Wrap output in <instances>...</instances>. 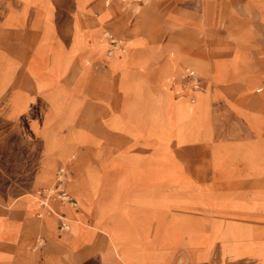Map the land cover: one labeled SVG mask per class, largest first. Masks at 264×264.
I'll return each mask as SVG.
<instances>
[{
    "label": "rangeland",
    "instance_id": "374dc122",
    "mask_svg": "<svg viewBox=\"0 0 264 264\" xmlns=\"http://www.w3.org/2000/svg\"><path fill=\"white\" fill-rule=\"evenodd\" d=\"M110 1L88 0L85 4L86 0H2L0 23H4L5 27H0V83L3 80L10 83L13 78L10 75V70L13 71V69L5 66L8 58L20 57L23 62L25 61V53L29 46L27 42L31 35H34L35 40L40 38L42 42L53 35L62 37L63 41L69 42L66 55L61 45L54 48L44 43H35L34 49L29 51L26 59L28 63L26 73L28 78L35 81L40 97L38 96L34 100L31 95H22L17 104L5 105L3 114L5 119H15L16 129L22 136L28 138L37 133V142L34 145L37 150V164L40 168L36 178L38 184L33 189L35 190L34 194L37 195L39 189H45V194L51 195L50 200L59 201L54 190L56 174L59 169H64V173H69L72 178L68 184L69 190H76L79 185L75 180V175L79 170L78 164L88 165L85 167V175L91 188L93 185H97L99 180L105 179L104 175L107 173L106 171L99 173L94 169L102 165H105L106 169L107 165L111 164L121 169L117 180L119 184H125L126 187L120 188L113 199L107 201L102 209L117 210L119 213L116 221L117 227L134 229L138 226V221L130 219L126 209L119 204L120 197L128 193V187L131 184L136 190L144 188L143 194L139 192L136 197L134 193L130 195L133 197V201L143 199V202L159 209L173 205L188 210L192 209L188 208L191 204L202 203V197L193 198V196L183 194L189 189L187 185L183 184L184 182H180L181 184L178 186L180 194L175 192L174 196H172L173 190H170L171 192L168 194L170 196H167L162 195L158 187L152 186L161 180L181 181L182 177L174 170L177 162L167 149L168 140L174 136L177 127V138L179 135L180 141L192 139V132L188 134L189 129L186 126L187 133H183L181 124L188 120L194 121L193 123L198 129L199 120L194 114L193 107L198 106L200 100L194 103L190 99L186 101L187 108L190 109L185 111L187 118H179L175 114L174 107L168 101L164 104L160 103L159 107L148 111L146 116L161 117L164 121L162 127L166 129V132L161 134L152 132L159 141L157 153L143 156L126 154L121 151L116 154L114 159L109 156L110 141L105 128L114 127L129 135L132 134L134 137L138 132L118 122L109 124L107 120L102 121L106 118L105 114H99L97 106L92 105L91 102H85V105L81 106L82 100H78L76 97L80 78L78 73H82L81 69L89 67L92 68L90 72H94L92 75H101L107 65L109 67L123 65L127 57L125 53H128L129 49L140 46L141 41H152L150 46H156L155 51L159 55L178 56L182 60V65L179 66L180 71L175 79L179 80L180 85L183 83L180 79L184 74V69L192 67L204 82L207 78L206 91L204 93L195 92L189 86L186 89L197 94L199 99L212 92L216 97H224L237 115L238 120L257 136L262 130L259 126L263 123L262 114L253 113L249 110L250 108L243 109L233 104L221 92L218 85L227 84L232 80V75L225 74L226 63L224 61L230 59L229 68L235 71L240 63L241 68H244L239 71L241 74L239 80L248 86L249 93L254 96L251 106L258 107L259 111H264V0H205L208 4V12L198 11L200 13L198 16L206 22V30L199 34L196 42L180 39V34L176 29L161 27L164 25L165 16L176 9L180 0H120L117 4H112ZM184 1L189 4L192 0ZM99 2L101 7H94ZM105 7L112 8V11L109 18L103 22L105 16L101 15V11ZM98 16L100 17L98 18ZM11 27H22L23 31H13L10 29ZM131 29L136 30L132 36H137L141 41L139 39L129 40L131 38L125 36V31ZM104 34H107L105 38ZM150 34L151 36H149ZM91 36H94V46L103 53L108 62L104 60L90 62L87 58H80L81 67H79L75 56L84 46L83 41ZM112 39L116 40V45L121 42L125 52L117 51L116 54L109 56L107 49L108 45L112 46L110 44ZM188 47L204 54L206 51L208 61L201 59L199 55L193 56L194 53H188L193 54L191 55L193 57L187 56L185 49ZM6 50L11 55L6 53L1 58L2 53ZM49 51L53 52V62L50 67L46 60ZM120 55H122L121 58ZM61 63H66L68 66L72 64L64 81L69 85V88H62V91L48 82L51 76H54V79L57 78L55 72L60 71ZM133 64L136 67H142L138 62H133ZM171 64L173 68L176 66L174 61H171ZM226 68L228 67L226 66ZM48 71L53 74L47 75ZM92 78L93 76L90 77V79ZM169 78L170 76L165 79V82L168 83ZM20 83H25L24 79H21ZM89 83L84 92L85 97L91 100L94 95V87L91 81ZM48 87H53L54 91H47L50 95L44 97V91ZM125 90L129 91L130 88L127 87ZM61 94L68 99L66 105L61 101ZM105 111L107 112V107L101 109V112ZM139 117L142 119V116L138 115ZM10 126L13 125H6V122L1 125L0 138L4 133L3 130H5L4 134H9ZM196 137L198 138V131ZM121 145L122 143L113 141L112 151L122 147ZM263 151L264 146L261 142L258 146H249L241 156L249 164H255ZM186 158L188 159V157ZM202 159L204 158H200V162ZM174 190L177 189L174 188ZM25 194L30 197L35 206H38L37 198L33 192L26 191ZM227 205L223 203L220 206L227 207ZM261 205L264 207V201ZM74 206L78 207L76 203ZM11 213L13 214L14 211ZM49 214L46 217L51 216ZM198 217L200 219L196 223L172 217L160 241V251L162 252L165 248L181 246L195 255H191L188 260L187 255L182 251L174 252V254L171 251H166L165 255L157 254V256H163L157 261L155 260L154 264H264V237H262L261 243L254 244L253 237L248 235L246 230L220 235L219 228L215 226L213 230H210L211 233H207L204 230L206 220ZM49 219L42 220V225L45 228H50V224L52 225L51 222H48ZM40 222L41 219L33 216L25 223L24 238L26 243L21 250V257H28L31 260L27 264H122L116 254L108 248L105 237H99L100 239L104 238L102 242H99V245L98 238L94 244L90 243V246L81 247L76 253H73L67 250L68 247L65 248L64 244L69 239V235L68 232H60L61 227L58 226V220L54 221L53 228L49 229L51 233L40 225ZM68 222L70 223V220ZM212 222L209 227L220 223V221L216 223L214 220ZM71 224L66 226V229L74 231V227L78 225ZM108 235L110 240L117 237L114 231L108 232ZM85 236L82 240L89 242L90 238ZM121 238H128L125 241L134 245L139 243V241L137 242L139 238L136 236H122ZM113 243L114 251L126 264H153L152 259L143 256L144 254H125L120 246ZM150 251L147 254L153 257L156 252Z\"/></svg>",
    "mask_w": 264,
    "mask_h": 264
},
{
    "label": "crops",
    "instance_id": "0c3cea01",
    "mask_svg": "<svg viewBox=\"0 0 264 264\" xmlns=\"http://www.w3.org/2000/svg\"><path fill=\"white\" fill-rule=\"evenodd\" d=\"M119 1L111 0L110 2L117 4ZM1 2L2 0H0ZM87 2L88 0H86L85 4ZM179 2L176 9L165 16L163 19L164 25L161 27L176 29L180 34V39L196 42L199 34L206 30V22L200 19L198 11L207 13L208 4H206L205 0H192L189 4H186L184 0ZM94 7L100 8V2L96 3ZM109 7H105L101 11V15L105 16L103 22L111 15L112 8ZM201 25L202 27L200 28ZM0 27H5V24L0 23ZM10 29L18 32L23 31L22 27H11ZM125 32V36L131 38L129 40L139 39L137 36H132L136 33L135 29ZM28 35L30 34L28 33ZM93 38L94 36H91L86 41L84 40V46L75 56L79 67H81L79 64L80 58H87L90 62H102V60L108 62L103 53L94 46ZM35 43H44L54 48L61 45L65 55L69 44V42L63 41L62 37L55 35L47 38L44 42L40 38L35 40L34 35H31L29 42H27L29 46L25 53V61L23 62L20 57L15 58L13 56L12 59L8 58L5 62L6 67L13 69V71L10 70V75L13 78L10 83L4 80L0 83V127L5 122L6 125L10 124L13 126L9 127V134H4L5 130H3L4 133L1 134L0 138V264H27L31 261L28 257H21V250L26 243L24 238L25 223L32 219L33 216L41 219L40 225H42V220L50 218L48 220V222L52 223L50 228H45L42 225L49 233H51L49 229L54 226V221L58 220V226L61 227L60 232H68L69 239L64 245H66L65 248L68 247L67 250L69 252L76 253L79 248L88 247L90 243L94 244L100 236L105 237L108 242V248L116 254L122 264L126 263L114 251L113 242L120 246L125 254L142 253L144 254L143 256L151 258L153 264L155 260L157 261V259L165 255L166 251H171L173 254L174 252L180 253L182 251L190 260L189 257L195 254L181 246L165 248L163 252L160 251L161 237L165 234L166 227L171 222L172 217L188 221L189 223H196L200 219L198 216H200L206 220L204 230L207 233L213 230L215 226L219 228L220 235L246 230L249 233L248 235L253 237L254 244H259L263 241L264 207L261 204L264 201V151L255 164H249L242 159L241 155L249 146H258L261 142L264 146V111H259L258 107L251 106L254 96L249 93L248 86L239 80L241 75L239 71L244 68H241L240 63L237 71H235L229 68L230 59L224 61L226 63L224 66L226 69L224 70L225 74L227 76L232 75V80L227 84H219L218 86L233 104L243 109L250 108L249 110L253 113L262 114L263 123L259 125L262 130L257 136L238 120L237 115L227 104L224 97H216L212 92L199 99L197 94L182 88L179 80H175L180 71L179 66L182 65V60L178 56L159 55L155 51L156 46H150L152 41H141L140 46H135L129 49V52L125 53L126 55L124 54L127 57L123 65L115 67L107 65L101 75H92L94 72L91 73L92 68L89 67L81 69L83 70L82 73H78L80 78L76 97L78 100H82L81 106L85 105V102H91L92 105L97 106L99 114H105L106 118L102 121L107 120L109 124L118 122L139 133V135L137 133L134 137L132 134L129 135L114 127L105 128L109 134V156L110 158L114 157V159L116 154L121 151L126 154L143 156L157 153L159 141L152 132L161 134L165 133L166 129L162 127L164 124L162 118L148 117L146 116L148 111H152L159 107L160 103L164 104V102L168 101L174 107L175 114L179 118H187L185 111L190 109L187 108L186 101L189 99L200 100L199 105L193 107L194 114L199 120L198 129L193 123L194 121L190 122L188 120L181 124L183 133H187L186 126L189 129L188 134L192 132V139L180 141L179 135L177 138V127L174 136L168 140L167 149L177 162L174 170L176 174L182 177L181 181L169 182L161 180L152 186L158 187L161 194L167 196H170L168 194H170V190H173L172 196H174L175 192L178 195L180 194L178 186L181 184L180 182H184L183 184L187 185L189 189L183 194L193 196V198L196 196L202 197V203H193L188 206V208L192 209L188 210L174 207L173 205L159 209L143 202V199L133 201V197L130 195L134 193L136 197L139 192L143 194L144 188L136 190L131 184L128 187V193L120 197L119 204L126 209L127 216L130 219L137 220L139 224L134 229H131V227L120 228L116 226L119 216L117 210L102 209L107 201L113 199L120 188L126 187L125 184H119L117 180L121 169L111 164L107 165L106 169L105 165L94 169V171L99 173L101 171H106L107 173L104 175L105 179L99 180L98 184L93 185L92 188L85 175V167L88 165L81 166V164H78L79 170H76L75 180L79 185L76 190H69L68 184L72 178H70L69 173H65L66 190L74 198L78 207L63 205L59 201L50 199L47 200V205L42 207L39 204L41 196L34 194L35 190L33 189L38 184L36 178L40 168L37 164V150L34 145L37 142V133L33 137L28 138L22 136L16 129L15 119H5L3 108L5 105L17 104L22 95H31L34 100L39 96L35 81L28 78L26 73L28 64L26 59L29 51L31 52L34 49ZM164 50L167 51L166 49ZM193 50L192 47L186 48L187 56L199 55L201 59L208 61L206 51L204 54ZM6 53L11 55L6 50L2 53L1 58ZM188 53H194V55ZM121 57L122 55H120ZM214 59L225 60L223 58ZM46 60L48 67H50L53 62L52 51L47 53ZM170 60L176 62L174 68ZM133 62H138L142 67H136ZM243 64H246V62H243ZM70 66L66 63H61L60 71L55 72L57 78L54 79V76H51L48 82H51L59 90L67 88L69 85L64 81L65 76L70 72ZM189 68L193 69L192 67ZM52 74L49 71L47 72V75ZM92 76L93 78L90 79ZM169 76L174 79L167 83L165 79ZM200 78L202 80V77ZM21 79H24L25 83H20ZM90 81L94 87V95L91 100L85 97L84 92ZM205 82L203 81L206 87L207 78ZM127 87L130 88L129 91L125 90ZM47 91L53 92V87L45 89L44 97L50 95ZM60 96L62 103L64 102L66 105L68 99L63 94ZM106 107L107 112H101V109ZM138 115L142 116V119L139 117V120ZM197 131L198 138L196 137ZM113 141L122 143V147L112 151ZM200 158L204 159L200 162ZM174 188L177 190H174ZM26 191L29 193L33 192L37 198L38 206H35V203L33 204L30 197L26 194L24 195ZM223 203L228 204L227 207H221L220 205ZM12 211H14L13 214L11 213ZM48 214L51 216L46 217ZM69 220L70 223L68 222ZM213 220L216 223L220 221V223L209 227ZM71 223L78 225L74 227V231L63 228V226L72 225ZM112 231L117 237L110 240L108 232ZM84 235L90 238L89 242L82 240ZM122 236H136L139 238L137 240L139 243L131 244L125 241L128 238H121ZM103 239L99 238L98 245ZM150 250L156 252L153 257L147 254L151 252ZM158 253L163 255L157 256Z\"/></svg>",
    "mask_w": 264,
    "mask_h": 264
},
{
    "label": "built area",
    "instance_id": "2783aa9c",
    "mask_svg": "<svg viewBox=\"0 0 264 264\" xmlns=\"http://www.w3.org/2000/svg\"><path fill=\"white\" fill-rule=\"evenodd\" d=\"M115 40H110V44L112 45L111 47H115L116 45ZM115 45V46H113ZM181 87L186 88L187 86L191 87L193 90H202L203 89V81L199 77V75L190 68H185L184 69V74L181 76ZM193 102V99H190ZM65 173L64 169H59L57 174H56V182H55V193L57 199L59 202L63 205H70L74 206L75 205V200L74 198L69 194V192L66 190L65 187ZM38 195L41 196V201L39 204L42 207H45L47 204V200L51 198V195H46L45 190H40L37 192ZM64 229H66V226H63Z\"/></svg>",
    "mask_w": 264,
    "mask_h": 264
},
{
    "label": "bare ground",
    "instance_id": "6f19581e",
    "mask_svg": "<svg viewBox=\"0 0 264 264\" xmlns=\"http://www.w3.org/2000/svg\"><path fill=\"white\" fill-rule=\"evenodd\" d=\"M105 36H106V34H104V38H105ZM113 40H115V39H113ZM116 41V40H115ZM117 51H120V52H125V49H124V47L122 46V43L120 42L117 46H115V47H111V46H109L108 45V49H107V52H108V55L109 56H112V55H114V54H116V52ZM189 68V67H188ZM196 72V71H195ZM197 73V72H196ZM198 74V73H197ZM174 78H169L167 81H168V83L169 82H171L172 80H173ZM191 90H193L192 88H190ZM193 91H195V92H200V93H204L205 91H206V87L205 88H203L202 90H193ZM192 102V101H191ZM195 102V99H193V102L192 103H194Z\"/></svg>",
    "mask_w": 264,
    "mask_h": 264
}]
</instances>
